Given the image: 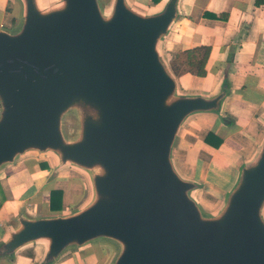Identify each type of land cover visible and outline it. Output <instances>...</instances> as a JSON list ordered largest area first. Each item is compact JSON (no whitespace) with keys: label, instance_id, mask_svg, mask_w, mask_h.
<instances>
[{"label":"water","instance_id":"water-1","mask_svg":"<svg viewBox=\"0 0 264 264\" xmlns=\"http://www.w3.org/2000/svg\"><path fill=\"white\" fill-rule=\"evenodd\" d=\"M17 1L20 23L0 28V172L27 154L51 155L84 171L93 196L64 214L20 212L0 259L37 245L39 264H54L107 242L111 264H264V138L212 211L173 165L191 116L235 123L224 110L227 77L211 92H188L165 57L181 0L150 10L110 0L109 11L102 0ZM70 115L73 136L64 130Z\"/></svg>","mask_w":264,"mask_h":264},{"label":"crops","instance_id":"crops-1","mask_svg":"<svg viewBox=\"0 0 264 264\" xmlns=\"http://www.w3.org/2000/svg\"><path fill=\"white\" fill-rule=\"evenodd\" d=\"M127 1L150 10L164 0L158 4H153L152 0ZM258 1L262 0H181V16L166 38V54L170 63L176 54L186 50L211 49L204 78L190 73L178 76L183 90L211 92L224 76L231 88L224 110L235 119V123L224 125L211 113L195 114L181 127L172 151L177 173L201 186L198 200L207 211L223 203L237 182L239 164L256 154L264 138V4H257ZM21 14L17 0H0V28L15 29ZM198 120H205L206 124L195 127ZM245 127L253 129L248 133ZM220 130H225L227 135L221 136ZM209 133L223 140L220 148L205 143ZM235 137L239 140L235 141ZM224 146L238 152L250 148V152L238 155L233 169L228 163L230 156L222 153ZM44 160L48 161L38 163V169L35 166L22 167L10 172L16 163L0 172L3 196L9 206L12 203L16 206L11 214L0 216V241L7 237L8 227L15 224L23 210L31 216H53L80 209L92 199L91 182L84 171L72 166L60 168L58 160L51 155ZM43 163L45 169L41 167ZM212 164L220 167H211ZM4 174H7L3 181L7 189L1 181ZM67 174H74L80 180L64 179ZM53 190L62 192L59 210L50 208ZM204 194H212L216 201L209 206L203 199ZM76 200L79 202L74 204ZM33 205L41 210L30 212L29 207ZM44 254L42 247L33 245L20 250L13 260L0 259V264H39ZM114 254L112 245L96 242L80 250L67 251L54 264H111Z\"/></svg>","mask_w":264,"mask_h":264},{"label":"rangeland","instance_id":"rangeland-1","mask_svg":"<svg viewBox=\"0 0 264 264\" xmlns=\"http://www.w3.org/2000/svg\"><path fill=\"white\" fill-rule=\"evenodd\" d=\"M102 2H103V7L105 9H107V11H109L111 9L110 0H102ZM165 57L168 60V56L166 54V44H165ZM205 124H206L205 120H198V121H195L194 126L195 127L196 126H199V125L202 126V125H205ZM75 128H76V121H75L74 115H70L68 118H66V120L64 122V130L67 133H69L71 136H73V135H75ZM245 128H246V131L248 133H250L251 129H253V127H245ZM233 129H235V128H233ZM228 133H230V132H228ZM219 134L221 136H226L227 135V132L225 130H220L219 131ZM234 140L235 141H238L239 138L238 137H235ZM248 152H250V148H247L243 152L241 151V149H240L239 152L237 150H232L228 146H224L222 148V153H227L228 157L230 156L228 158V160H229L228 163L232 167L234 166V163H235L236 158L238 157V155L246 154ZM45 158H47V156H41V157H39V156H37L35 154H27V155L21 157L17 161L16 166H12L13 168H11V170H9V171L11 172V171H15V169H19V168H22V167H33V166L37 167V169H38V166H37L38 163H40L42 160L43 161H48V160H44ZM18 165H19V167H18ZM211 167H218L219 168L220 166H217L215 164H212ZM233 169H234V167H233ZM234 174H235V171H234ZM6 175L7 174L2 175V177H1V181L2 182L5 181V179H6L5 176ZM65 177H67V178H64V179H68V177H69V178H72L74 181H79L80 180L74 174H67ZM3 186L7 189V186H6V183L5 182H3ZM203 199L208 203L209 206H211L216 201V197L213 196L212 194H204L203 195ZM77 202H79V201L76 200V202L74 204H77ZM27 203H25V204H27ZM15 208H16V206L13 203H12L11 206L8 205V202L6 201V198L3 196V191H2L1 184H0V216L1 215H4V214H8V213L11 214L13 212L12 209H15ZM29 208H30V212L33 211L34 213L35 212L37 213V212H39L41 210V208L39 206L37 207V206H34V205H33V207H29ZM43 209H45V208H43ZM34 215H36V214H34ZM100 248L105 249L107 247L106 246H100Z\"/></svg>","mask_w":264,"mask_h":264},{"label":"trees","instance_id":"trees-1","mask_svg":"<svg viewBox=\"0 0 264 264\" xmlns=\"http://www.w3.org/2000/svg\"><path fill=\"white\" fill-rule=\"evenodd\" d=\"M162 0H152L153 4H158ZM257 4H264V0L258 1ZM210 47H201L178 53L171 60V66L177 76L190 73L194 76L204 78L207 74L206 65L210 57ZM205 143L214 148H220L223 140L216 137L214 133H209L205 139ZM41 167L45 169L46 165L43 163ZM62 192L53 190L50 194V208L51 210L61 209Z\"/></svg>","mask_w":264,"mask_h":264}]
</instances>
